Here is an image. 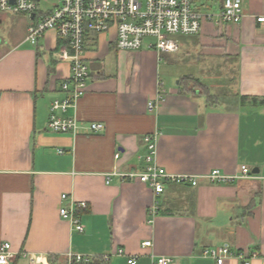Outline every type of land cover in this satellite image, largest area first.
Listing matches in <instances>:
<instances>
[{"label":"crops","instance_id":"1","mask_svg":"<svg viewBox=\"0 0 264 264\" xmlns=\"http://www.w3.org/2000/svg\"><path fill=\"white\" fill-rule=\"evenodd\" d=\"M243 8L240 23H204L200 33L179 37L172 53L120 50L116 29L89 34L90 78L76 114L104 124L95 134L49 129L51 105L66 95L61 85L71 74V63L56 58L63 42L49 30L31 44V22L18 29V14L0 11V246L12 245L11 264H65L69 252L93 256L91 264H130L129 255L138 256L137 264L158 256L172 264H217L203 251L220 246L245 249L256 254L251 264H264V25L256 20L264 0H243ZM166 63L211 94L208 81L226 77L232 96L210 102L181 82L167 87ZM159 93L165 100L150 110ZM153 133L156 163L169 174L197 176V185L169 182L156 195L136 180L107 182L118 168L145 169V137ZM242 165L250 178L205 177L216 169L239 174ZM71 201L86 203L78 207L83 232L60 215ZM145 240L152 246L143 247ZM120 248L126 254L114 255Z\"/></svg>","mask_w":264,"mask_h":264},{"label":"built area","instance_id":"2","mask_svg":"<svg viewBox=\"0 0 264 264\" xmlns=\"http://www.w3.org/2000/svg\"><path fill=\"white\" fill-rule=\"evenodd\" d=\"M48 2L49 8H42L37 0H0V11L10 14L25 13L32 23L28 28L27 41L37 44L49 30H55L63 42L56 52L57 60H67L71 63V74L61 85L65 96L56 99L51 105V115L48 127L53 132L72 134H95L103 131L104 124L100 122L82 121L76 114L79 99L85 94L90 78L89 65L85 54L88 47L89 34L107 33L116 29V44L120 50H139L143 47L159 53L177 52L180 48V35L190 36L201 32L204 23L215 25L238 24L244 17L243 0H221L218 12L203 11L197 4L199 0H41ZM32 14H35L32 17ZM264 25V15L256 17ZM165 100L164 94L148 103L153 110L158 103ZM74 110L73 115L68 112ZM148 153L145 156L146 167L143 171L121 172L116 169L107 174V182L111 177L119 176L124 180L139 181L150 186L156 195L164 192L169 182L189 183L197 185L195 175H173L156 163L158 152L157 134L145 137ZM119 159L120 154L116 153ZM252 170L247 165L240 167L239 174L229 175L216 169L205 175L214 183H226L240 178H250ZM68 194L62 195V200L68 199ZM78 207H86L85 202L71 201L60 207L61 217L70 222L72 227L83 232L84 224L78 215ZM155 205L151 213L157 214ZM152 240H145L143 247L152 246ZM120 248L114 255H125ZM203 255L216 260L217 264L235 258L243 264H251L256 254L247 250L233 251L228 246L206 248ZM16 257L9 242L0 246V264H11ZM108 259L110 256H105ZM65 264H91L94 257L85 254L69 252L65 255ZM138 256L129 255V263L137 264ZM153 264H172V258L158 256Z\"/></svg>","mask_w":264,"mask_h":264},{"label":"rangeland","instance_id":"3","mask_svg":"<svg viewBox=\"0 0 264 264\" xmlns=\"http://www.w3.org/2000/svg\"><path fill=\"white\" fill-rule=\"evenodd\" d=\"M39 3H41V7L46 9L49 8L50 5L48 4V2H44L41 0H37ZM53 1V0H52ZM56 1V0H54ZM221 0H199L197 2L198 6L203 10V11H210V12H218L219 11V4H220ZM12 17H14L15 14H10ZM24 15V16H23ZM17 17V16H15ZM23 24V22H27V23H32L31 19L29 18V16L25 13H18V29L20 27L19 25ZM30 23V24H31ZM8 24H6V26L4 25L1 30L2 32H4V30L8 29ZM13 23L11 25V29L13 30ZM183 35H180L178 37H182ZM0 37L3 38V33L0 34ZM177 64L175 63H166L162 69V80L165 81L166 86H176L178 82H181V78H179V76H177V71L178 69ZM199 80V79H198ZM200 81V80H199ZM201 82V81H200ZM202 84H204L203 82H201ZM208 83H212L213 87V94H215V96H217L220 99H223L225 96H232V91L229 88V82L228 79L226 77H224L223 79H216V80H211L208 81ZM207 88H209L206 84H204ZM218 85V86H217ZM210 89V88H209ZM211 90V89H210Z\"/></svg>","mask_w":264,"mask_h":264},{"label":"trees","instance_id":"4","mask_svg":"<svg viewBox=\"0 0 264 264\" xmlns=\"http://www.w3.org/2000/svg\"><path fill=\"white\" fill-rule=\"evenodd\" d=\"M181 84H183L184 87L192 86L194 89L199 90L202 94H205L208 97L210 102H214L218 98L217 96L211 94L209 88L193 77L184 78L181 80Z\"/></svg>","mask_w":264,"mask_h":264},{"label":"water","instance_id":"5","mask_svg":"<svg viewBox=\"0 0 264 264\" xmlns=\"http://www.w3.org/2000/svg\"><path fill=\"white\" fill-rule=\"evenodd\" d=\"M35 14H32V17H34ZM258 170H253V173H257Z\"/></svg>","mask_w":264,"mask_h":264}]
</instances>
